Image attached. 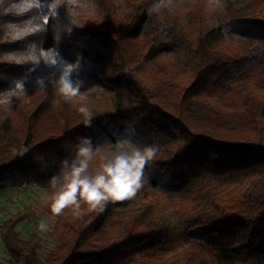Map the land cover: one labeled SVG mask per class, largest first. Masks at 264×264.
<instances>
[{"label": "trees", "instance_id": "1", "mask_svg": "<svg viewBox=\"0 0 264 264\" xmlns=\"http://www.w3.org/2000/svg\"><path fill=\"white\" fill-rule=\"evenodd\" d=\"M256 19L264 0H0V100L11 103H0V192L51 187L78 138L156 149L131 199L56 215L43 262V237L16 232L25 214L2 222L13 264H264ZM62 70L80 82L72 99L56 91ZM108 95L114 112L97 111ZM185 208L186 240L174 246L155 212Z\"/></svg>", "mask_w": 264, "mask_h": 264}, {"label": "clouds", "instance_id": "2", "mask_svg": "<svg viewBox=\"0 0 264 264\" xmlns=\"http://www.w3.org/2000/svg\"><path fill=\"white\" fill-rule=\"evenodd\" d=\"M71 73L62 70L55 79L56 91L65 99L80 94V82L73 81ZM37 84L45 87L43 80H38ZM79 112L86 117L85 127H90L91 112L85 107H80ZM78 141L75 159L71 163L64 161L62 176L52 179V187L57 189L51 202L52 214L60 215L71 207L73 214L79 216L81 200L90 210L103 209L108 202L131 199L143 187L144 168L156 155L154 147L140 148L124 142L119 150L102 158L103 163L95 174H89V163L99 149L93 148L90 138L82 137ZM38 227L46 230L47 225L41 222Z\"/></svg>", "mask_w": 264, "mask_h": 264}, {"label": "rangeland", "instance_id": "3", "mask_svg": "<svg viewBox=\"0 0 264 264\" xmlns=\"http://www.w3.org/2000/svg\"><path fill=\"white\" fill-rule=\"evenodd\" d=\"M254 31L259 35H264V21L254 20ZM3 104L9 108L11 103L7 98H3ZM97 111L113 113L114 101L112 95L100 103ZM117 150H99L97 154L89 163V170L101 165L103 157L110 155V153ZM145 176V173L143 177ZM57 189L51 187L43 188L35 184H26L24 186L9 188L8 190L0 192V227L2 222L8 220L17 213L25 214V219L17 226L16 232L23 239H28L33 233H39L43 237V231L39 229L38 225L44 222L47 229H50L56 221V215L51 212V202L54 193ZM138 203H135L137 205ZM189 208L184 210H159L155 212V220L158 222L162 230L172 239L174 246L181 245L186 240L185 220L188 217ZM54 242L48 238L43 237L41 249L39 251V259L43 262L47 256L54 249ZM11 256L8 253L3 242L0 230V264H13Z\"/></svg>", "mask_w": 264, "mask_h": 264}, {"label": "snow or ice", "instance_id": "4", "mask_svg": "<svg viewBox=\"0 0 264 264\" xmlns=\"http://www.w3.org/2000/svg\"><path fill=\"white\" fill-rule=\"evenodd\" d=\"M45 23H47V20H45Z\"/></svg>", "mask_w": 264, "mask_h": 264}]
</instances>
